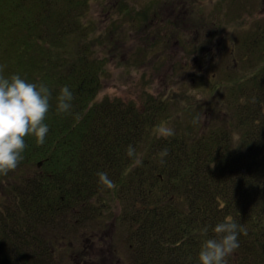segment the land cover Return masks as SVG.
<instances>
[{"label":"trees","instance_id":"1","mask_svg":"<svg viewBox=\"0 0 264 264\" xmlns=\"http://www.w3.org/2000/svg\"><path fill=\"white\" fill-rule=\"evenodd\" d=\"M91 2L0 0L4 74L52 93L45 143L28 134L23 160L0 174V264H59L58 251L92 224L125 232L131 264H199L202 242L226 219L241 226L228 264H264V31L241 42L260 52L248 72L206 79L232 113L200 130L198 101L187 124L162 98L97 100L108 61L93 48ZM63 85L74 94L68 112L58 111ZM168 126L174 134L158 133Z\"/></svg>","mask_w":264,"mask_h":264},{"label":"rangeland","instance_id":"2","mask_svg":"<svg viewBox=\"0 0 264 264\" xmlns=\"http://www.w3.org/2000/svg\"><path fill=\"white\" fill-rule=\"evenodd\" d=\"M127 3L133 9L125 13L119 11L117 0L91 2L86 21L94 27L93 48L108 61L97 100L122 99L142 107L153 98H162L187 124L191 115L186 111L198 101L205 104L199 108L200 130L205 128L202 124L221 120L224 112L231 115V105L223 109L219 104L223 89H205L206 79H234L259 61V50L247 49L241 42L253 32L256 37L258 31H264V0ZM225 92L230 99L227 89ZM119 211L116 207L115 215ZM91 227L71 235V248L58 251L59 264H131L122 229ZM75 249H82L85 259L76 258Z\"/></svg>","mask_w":264,"mask_h":264},{"label":"clouds","instance_id":"3","mask_svg":"<svg viewBox=\"0 0 264 264\" xmlns=\"http://www.w3.org/2000/svg\"><path fill=\"white\" fill-rule=\"evenodd\" d=\"M0 65V174L6 175L18 167L27 147L25 137L32 134L43 144L49 132L46 116L51 108V89L46 83L26 79L20 73L5 75ZM74 94L63 85L58 97V111L72 108ZM162 134H174V129L163 127ZM128 154L134 155L130 145ZM142 163L139 158L135 164ZM135 166V165H134ZM240 224L226 219L218 222L212 231L215 236L205 239L198 253L199 264H228V258L239 248ZM203 232L208 233L204 227Z\"/></svg>","mask_w":264,"mask_h":264}]
</instances>
